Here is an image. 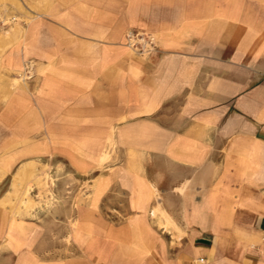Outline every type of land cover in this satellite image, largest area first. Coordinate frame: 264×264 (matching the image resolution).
Masks as SVG:
<instances>
[{
  "label": "crops",
  "instance_id": "obj_1",
  "mask_svg": "<svg viewBox=\"0 0 264 264\" xmlns=\"http://www.w3.org/2000/svg\"><path fill=\"white\" fill-rule=\"evenodd\" d=\"M26 1L0 67H37L0 99V170L30 177L45 154L93 176L76 260L58 264H264V0ZM128 29L156 34L149 56ZM111 143L123 164L101 173ZM21 221L0 206L14 253L33 239Z\"/></svg>",
  "mask_w": 264,
  "mask_h": 264
},
{
  "label": "rangeland",
  "instance_id": "obj_2",
  "mask_svg": "<svg viewBox=\"0 0 264 264\" xmlns=\"http://www.w3.org/2000/svg\"><path fill=\"white\" fill-rule=\"evenodd\" d=\"M28 9L35 8L30 7L26 0H0V61L11 48L12 26L24 25L31 18ZM129 32L151 34L155 39L153 49L149 53L141 54L140 44L136 45L138 49L132 48L127 40ZM156 43L157 36L153 32L140 29H128L125 32V45L133 56L140 58L149 56ZM36 67L37 63L33 59L25 60L19 70H3L0 67V73H3V77L0 75V83L4 89L0 99H7V90L17 88L31 80L35 76ZM12 147L14 146L5 150L1 157H9ZM15 147L19 148V145ZM123 147L119 143L103 147L99 159L101 173L108 172L109 167L123 164L121 160L125 152ZM109 153H112V157ZM113 155L116 156L115 159ZM34 158L29 162L31 165L29 169L35 170L30 177L13 175V171L22 165V162H15L13 169L6 174L0 170V176L4 174L0 179V194L5 191L4 202L0 204L1 209L11 221L25 222V233L29 232L33 236L30 250L19 253H14L12 246L6 240L0 239V264H58V259L72 263L76 260L75 229L79 226L77 218L82 215L86 205L84 203L92 198L90 185L93 176L77 175L70 169L64 174L62 164L49 160L45 154ZM21 181H24V184H21L23 183ZM119 205L99 204L101 217L116 220L126 215L125 210L119 208L122 204ZM60 249L65 250V257H59Z\"/></svg>",
  "mask_w": 264,
  "mask_h": 264
},
{
  "label": "built area",
  "instance_id": "obj_3",
  "mask_svg": "<svg viewBox=\"0 0 264 264\" xmlns=\"http://www.w3.org/2000/svg\"><path fill=\"white\" fill-rule=\"evenodd\" d=\"M127 40L130 46L135 49H138L136 45L140 44L141 46L139 51H141V54L149 53L155 44V39L151 34L140 32H129L127 34Z\"/></svg>",
  "mask_w": 264,
  "mask_h": 264
},
{
  "label": "bare ground",
  "instance_id": "obj_4",
  "mask_svg": "<svg viewBox=\"0 0 264 264\" xmlns=\"http://www.w3.org/2000/svg\"><path fill=\"white\" fill-rule=\"evenodd\" d=\"M11 84V83H10Z\"/></svg>",
  "mask_w": 264,
  "mask_h": 264
}]
</instances>
